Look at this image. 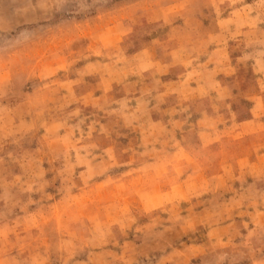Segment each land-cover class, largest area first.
Masks as SVG:
<instances>
[{"label":"rangeland","instance_id":"rangeland-1","mask_svg":"<svg viewBox=\"0 0 264 264\" xmlns=\"http://www.w3.org/2000/svg\"><path fill=\"white\" fill-rule=\"evenodd\" d=\"M0 264H264V0H0Z\"/></svg>","mask_w":264,"mask_h":264},{"label":"crops","instance_id":"crops-1","mask_svg":"<svg viewBox=\"0 0 264 264\" xmlns=\"http://www.w3.org/2000/svg\"><path fill=\"white\" fill-rule=\"evenodd\" d=\"M216 50H217V48L213 47L212 49H210V51H209V53L207 55H214ZM165 57L166 58H164V59L160 58L158 60V62H160V66H158V70H155L153 67H151L148 70L144 71V77L147 80V85L150 86L151 90L156 89L155 87H158V89H161V90L166 89L164 91L169 90V92H166L165 95H163V97H162L163 102L164 101H168L167 99L170 98V97H174V98H176V100H174V101L172 100V103H174V102L177 103V100L180 98L181 93H184L186 91H190V89H192L193 91H198V90H200V88H202L204 86V84H202L201 82L200 83L196 82L195 83L196 85L193 86L191 84L192 81L186 82L184 79H182L183 75H181V74H176L175 75L176 77H172L171 79H167V82H166V80L161 79L162 78V74H161V71L159 70V68L162 67V65L166 64L167 67H174V64L177 65V58H175V56H174V58H172V57H170V55L168 53L167 56H165ZM255 60H256L257 63H258V61H260L259 58L255 59ZM215 62H216V60L209 58L207 60L205 59L204 63H202V64L204 65V69L205 70H211L212 68L215 67V64H216ZM234 68H235V66H234ZM219 83H220V86L222 84H224L221 81H219ZM159 84H160V86H158ZM223 86L224 85H222V89L224 88ZM150 94H151V92H150ZM175 94L177 95V97L175 96ZM141 96H142V94L139 93V95L136 97V100H138ZM151 96L153 97L152 94H151ZM262 100H263V98L261 96H257V97L255 96V100H253V101H255L256 103L257 102L259 103ZM153 101H155V100H153ZM231 101L232 100H230V102ZM151 102H152L151 98L149 100L147 99V103H151ZM173 107H175V106H173ZM169 108H170L169 105H167V107H164L163 112H160V114L158 115L156 113L157 107L156 106H154V107L151 106L149 109H146L144 111V115L150 114L149 117H150V122L151 123L156 124L154 122V120L155 121H159L160 124L158 126L166 124V123H169V120L173 119L174 122H176V120H177L179 125H180V127H182V121H181V117H180L179 114L177 115V117H176L175 114H173V116H175L173 118L169 117V116H166L165 109H169ZM203 112L204 111H202L201 113H203ZM174 113H176V112H174ZM203 116L207 117V114H204ZM252 121H253V119L250 116L249 117H245V119L243 118V120H240V122H249V123L252 122ZM225 131H227L226 132L227 135L231 136L232 133L228 132V130H226V129L225 130L221 129L219 132H221L223 134ZM231 132H233V131H231ZM171 134H173V136H176V131L173 130ZM260 134L261 133L257 132L258 137L260 136ZM213 145H210V146H213ZM119 154H120V152H116L117 156H119ZM173 175H174V170H170V171H168V172H166L165 174H162V175H155V172L152 170L151 172H143L141 174V176H139L140 177L139 179L147 181L148 178L154 177V181L159 184L160 181H162V180L164 181V179H167V178H169L170 176H173ZM129 197H131L130 196V190L127 191V193H126V198H129ZM132 197L134 198V196H132Z\"/></svg>","mask_w":264,"mask_h":264}]
</instances>
